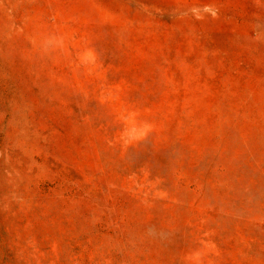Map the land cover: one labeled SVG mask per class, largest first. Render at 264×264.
<instances>
[{"label":"rangeland","instance_id":"374dc122","mask_svg":"<svg viewBox=\"0 0 264 264\" xmlns=\"http://www.w3.org/2000/svg\"><path fill=\"white\" fill-rule=\"evenodd\" d=\"M0 264H264V0H0Z\"/></svg>","mask_w":264,"mask_h":264}]
</instances>
